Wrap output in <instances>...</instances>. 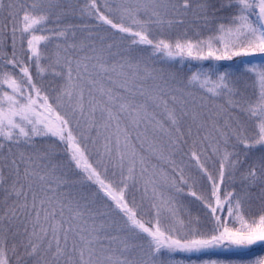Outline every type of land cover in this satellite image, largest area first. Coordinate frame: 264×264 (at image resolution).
<instances>
[{
    "label": "snow or ice",
    "instance_id": "6c2138e0",
    "mask_svg": "<svg viewBox=\"0 0 264 264\" xmlns=\"http://www.w3.org/2000/svg\"><path fill=\"white\" fill-rule=\"evenodd\" d=\"M75 14L0 0V264H180L264 242V65L185 77L134 55L264 54V0H88L81 16L130 40L115 52ZM185 24L213 35H155ZM185 188L203 216L177 208Z\"/></svg>",
    "mask_w": 264,
    "mask_h": 264
},
{
    "label": "rangeland",
    "instance_id": "374dc122",
    "mask_svg": "<svg viewBox=\"0 0 264 264\" xmlns=\"http://www.w3.org/2000/svg\"><path fill=\"white\" fill-rule=\"evenodd\" d=\"M113 0H108V3H112ZM26 4L31 3V0H25ZM62 3H64L65 5H67L68 3H71V5L79 7L80 5H83V2H81V4H79V0H62ZM105 3V0H99V5L101 7H103ZM81 9V6L79 7ZM80 9H76V14L77 17H75L74 19H72V21L74 22L75 20H80L79 23H77V25H87V28L84 29V31L82 33H78V35H83L86 36L88 34L89 31H91L93 33V37L92 39H94L96 41V43L99 45L100 43V39H96L98 35H96L94 33V25H95V21H94V17H88V16H81L79 14V10ZM73 18V15L70 16ZM253 20H255V17H253ZM189 24H185L180 26L181 28L179 29H175L172 30V32L169 35H173L174 38H178L180 36H182L184 33L187 34V37H193V38H197L198 36H202L199 32V28L195 27L194 25L191 27H188ZM54 25L52 23H49L46 27L47 28H51ZM108 31V30H107ZM191 33H194L193 35H191ZM206 34L205 38L207 39L210 35H213V33L211 31H208V29L205 31ZM47 34V33H45ZM110 35L107 34V36L105 37L106 33L105 31L102 33H99V37H104V43H110L109 41H107L106 38H110L113 41H117L120 40L119 36H115L113 37L111 34V31L109 33ZM155 35L158 37L160 34L157 32L155 33ZM115 40H114V39ZM217 47H220L221 45L217 44ZM18 47H19V41H18ZM25 47H26V41H25ZM136 55L138 58H142L147 64L149 63V61L152 58L158 57V55H148L147 58H143L141 57L139 54H134ZM161 58H163L162 60H169L170 64L169 66L172 67L176 66L175 69L176 70H184V71H190V70H199L197 69V64L201 65L202 62L200 61H195V60H183L181 61L180 58H176V59H169L167 57H164L163 55H160ZM232 66H228V70L224 69V70H218L216 68L210 69L207 72L209 74H211L214 71H219V72H228L231 73L233 75H239L241 73H244L245 70L250 66V65H264V54H255L253 56H244V57H233L232 58ZM151 65V64H150ZM149 65V67H150ZM230 69V70H229ZM215 78V77H213ZM189 91H193V95L196 99V102L199 103L201 101V96L202 93L199 91H194L189 89ZM204 102L205 103H223V101L220 100H215V101H209L207 99V97H204ZM189 104H191V102H189ZM43 142L40 140V138H38V143ZM188 164V163H186ZM190 166V165H189ZM191 168V167H189ZM194 170H192L193 172ZM189 183H191V181H189ZM199 188V186L197 185L196 189L193 190H197ZM189 189L185 188L184 191L179 194L176 197V206L177 208L180 209L181 214L182 215H186V212H191V214L193 216L196 215H200L203 216V212L201 210V205L199 203V201H196L194 197L190 196L188 194ZM168 193H166L167 195ZM139 199V197H138ZM147 209V205H145V210ZM259 210V205L256 204L252 207L251 211L252 212H257ZM225 217H226V212L224 213ZM146 219H149L150 217L145 215L144 216ZM238 226V225H237ZM259 258H264V242H258L254 245H250L244 248H236V247H217L214 249H208L205 251H201V252H193V253H183V252H177L173 255V259L175 261L180 262V264H204L205 261H211V260H217V261H224L225 264H254V261L259 259Z\"/></svg>",
    "mask_w": 264,
    "mask_h": 264
},
{
    "label": "trees",
    "instance_id": "16d2710c",
    "mask_svg": "<svg viewBox=\"0 0 264 264\" xmlns=\"http://www.w3.org/2000/svg\"><path fill=\"white\" fill-rule=\"evenodd\" d=\"M81 2H83V5H80V6H81V8H83L85 6V4L88 2V0H79V4H81ZM71 6L75 10V12H76V9H80L79 8L80 6L76 7L78 5H76V6L71 5ZM75 17H77V14L73 15V18L69 16L67 19H68V21H70V22H72L74 24H77V23H79L80 20H75L73 22L72 19H74ZM93 19L95 21L94 33L96 35H98L97 38H96L97 40L100 39V38H98L99 37V33H102L104 31L106 33L105 37L107 36V34L110 35L109 34L110 31L108 30L107 26L100 24V22L96 21L95 18H93ZM191 26H193V25H191ZM191 26L188 25V27H191ZM179 28H181V27L179 26L177 28H174L173 30L179 29ZM206 30H207V28H199V31H200L199 33L202 35L201 37L198 36L197 38H193V37H188V38H192V39H206L205 36H206V34H208V33H205ZM208 31H209V29H208ZM169 34L165 33L164 35H159L157 38H167L169 36ZM193 34L194 33H191V35H193ZM170 36L174 38L173 35H170ZM106 39L110 43L113 42V40L110 39L109 37L106 38ZM115 43H116V45L118 47H114L112 49V51H114V52L118 51V50L119 51H123L130 44V40H124V41H120V40L116 41L115 40ZM134 47H135L134 54H139L144 59L147 58L148 55L152 54L151 48L149 46L140 45V46H134ZM157 55H158V57L152 58L150 61L147 58V60L149 61L148 66L151 64L150 68H157V69L163 68V69H165L167 71L179 72L181 75H183L185 77L190 76L193 72L198 71V70H194V69L190 70V71H184V70L182 71L180 69L176 70L175 69L176 66H173V65H171L172 67L169 66L170 65V64H168L169 60H162L163 58L160 57V54H157ZM232 61H233L232 59L231 60H221V61L205 60V61H200V62H202L201 65L197 64L196 68L199 69V70L205 71V72H207L208 70L213 69V68H216L218 70H224V69L228 70V66H232V64H233ZM187 99H188V102H191V100H192L191 97H188ZM184 160H185V163H188V157H184ZM189 167L192 168L191 165ZM192 170H194V169H192ZM191 174H195V170Z\"/></svg>",
    "mask_w": 264,
    "mask_h": 264
}]
</instances>
